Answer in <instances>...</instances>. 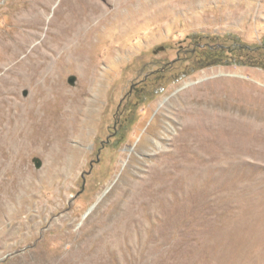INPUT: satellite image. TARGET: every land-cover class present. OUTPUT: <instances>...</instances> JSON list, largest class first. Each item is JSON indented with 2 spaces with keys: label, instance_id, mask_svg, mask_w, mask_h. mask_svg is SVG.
Returning <instances> with one entry per match:
<instances>
[{
  "label": "rangeland",
  "instance_id": "1",
  "mask_svg": "<svg viewBox=\"0 0 264 264\" xmlns=\"http://www.w3.org/2000/svg\"><path fill=\"white\" fill-rule=\"evenodd\" d=\"M62 16L96 63L91 84L75 68L62 83L99 102L52 179L32 151L35 185L0 188V264H264V69L199 67L188 44L260 45L264 0H0V70L19 40L41 53ZM31 96L12 86L16 104Z\"/></svg>",
  "mask_w": 264,
  "mask_h": 264
},
{
  "label": "bare ground",
  "instance_id": "2",
  "mask_svg": "<svg viewBox=\"0 0 264 264\" xmlns=\"http://www.w3.org/2000/svg\"><path fill=\"white\" fill-rule=\"evenodd\" d=\"M17 27L26 32L28 24L18 21ZM46 30L50 39L35 42V50L41 53L29 54L33 49L26 52L24 43L19 40L17 58L9 53L11 45H8V53L2 59L0 188L14 193L21 191L19 188L35 185L31 181L35 175L26 163L32 151L44 153L47 161L45 175L39 184L43 186L53 178L54 164L66 157L67 139L83 135L82 127L91 120V108L99 102L98 96L87 100L77 92L69 93L62 83V73L75 68L81 70L82 78L91 84L90 76L95 74L96 63L90 59L93 46L87 34L74 41L75 28L65 16L58 19L54 28ZM19 83L32 88V96L24 105L16 104L11 97L12 86ZM87 104L91 108L87 109ZM79 114L83 118H78ZM41 197L42 194L38 199Z\"/></svg>",
  "mask_w": 264,
  "mask_h": 264
},
{
  "label": "trees",
  "instance_id": "3",
  "mask_svg": "<svg viewBox=\"0 0 264 264\" xmlns=\"http://www.w3.org/2000/svg\"><path fill=\"white\" fill-rule=\"evenodd\" d=\"M188 38V44L194 46L192 47L193 50H189V52L197 57L196 62L199 67L206 63H214L253 65L264 69V39L260 45H248L241 42L234 33H225L223 36L190 33ZM226 40H230V45L225 43ZM122 125L123 123H121L120 128ZM126 128L120 133L116 132V136H123Z\"/></svg>",
  "mask_w": 264,
  "mask_h": 264
},
{
  "label": "water",
  "instance_id": "4",
  "mask_svg": "<svg viewBox=\"0 0 264 264\" xmlns=\"http://www.w3.org/2000/svg\"><path fill=\"white\" fill-rule=\"evenodd\" d=\"M74 80H75V77L73 75H71L68 79V82L72 84V83H74ZM34 161H35L36 167H39L40 161L37 158H34Z\"/></svg>",
  "mask_w": 264,
  "mask_h": 264
}]
</instances>
